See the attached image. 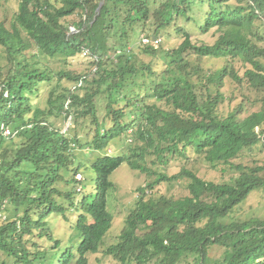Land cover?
<instances>
[{"label":"trees","instance_id":"1","mask_svg":"<svg viewBox=\"0 0 264 264\" xmlns=\"http://www.w3.org/2000/svg\"><path fill=\"white\" fill-rule=\"evenodd\" d=\"M194 1L165 0L152 10L150 0H20L11 26L0 21V45L6 59L4 66L0 63V205L7 198L15 211L0 223V250L8 257L14 255L17 263L26 264L34 255L43 258L47 253L45 249L31 253L25 234L41 225L50 210L47 205L61 210L55 204V196L61 195L56 184L64 179L61 171L66 170L63 163L71 157L67 153L70 142L82 145L81 139L68 138L66 130L64 134L47 121L58 109L67 118L71 114L76 119L92 117L96 130L91 145L98 151L132 127L126 152L102 154L92 163L96 194L92 200L84 197L79 205L77 226L83 238L75 264H89L87 254L99 251L113 227L108 208L113 185L110 176L124 162L134 169L150 171L155 179L141 188L137 205L126 217L117 241L106 249L120 264H149L154 259V264H264V220L221 222L251 191L264 187V174H260L264 166L232 163L243 150L264 145V45L259 44L264 42V0H213L203 25L205 33L217 28L218 38L213 44L196 42L190 32L179 28L182 42L164 53L168 65L181 73L169 80L157 81V70L142 58L141 62L134 60L133 56L140 54L126 48L139 36L136 26H147L153 16L155 28L141 29L144 33L137 47L140 53L155 55L156 47L151 46L152 41L144 43L143 37L153 40V34L167 29L174 16L178 19L185 15ZM74 15L79 20L70 21L68 17ZM111 36L119 38L113 45V57ZM76 54L92 60L85 73L67 69L57 73L41 60ZM193 56L221 57L225 63L208 76V85L200 86L189 75L191 71L182 73ZM230 57L242 60L245 66L242 76L233 70V77L263 94L262 109L244 118L239 117L240 109L228 113L220 110V86L228 74ZM54 75L73 83L51 93L46 113L30 102L28 94ZM147 84L152 96L170 103L168 109L157 101L141 103L139 97ZM209 84L218 88L216 94ZM4 91H8L7 97ZM99 97L105 100L103 121L97 115ZM129 106L135 108L130 120L125 111ZM31 111L33 114L27 115ZM107 118L111 125L106 123ZM8 139L13 146L3 150ZM189 153L202 155L212 166H234L240 175L233 182L217 184L185 167L172 176L158 170L159 163H167L169 155ZM1 168L11 173L6 175ZM180 177L190 179L189 195L174 198L158 192L156 185L161 181ZM203 191L214 195V200L203 199ZM23 205L27 208L22 214ZM72 258L67 251L56 264H71ZM46 259L44 263L50 264Z\"/></svg>","mask_w":264,"mask_h":264},{"label":"rangeland","instance_id":"2","mask_svg":"<svg viewBox=\"0 0 264 264\" xmlns=\"http://www.w3.org/2000/svg\"><path fill=\"white\" fill-rule=\"evenodd\" d=\"M165 0H150L152 10L157 9ZM213 0H195L191 6L187 7L185 15L174 18L168 25L167 29L152 35L153 40L151 46L156 47V54L149 55L140 53L139 46L141 44L140 37L144 32H141L144 27L148 30L155 28V19L151 16L147 21V26H136V30L139 32L134 40L128 43L129 50H137L139 55H134L133 59H142L147 63H150L159 76L156 78L159 80H169L176 75H180V69L174 66L168 65L165 60V50L172 49L178 46L182 40V33L178 31L179 28H183L193 35L194 40L197 42L202 40L204 42L213 44L217 38L216 27L210 29L208 33L204 32L205 16L210 11V4ZM20 0H0V21L5 22L7 26H11L13 17L18 12ZM234 4V2H231ZM215 4V3H214ZM245 4V2H243ZM72 19H78V15L68 17ZM260 24L258 23L256 27ZM119 43L118 36H111L109 39V45L111 46V55L115 56L114 44ZM260 45H264V42H259ZM120 48L118 49V51ZM120 54V52H118ZM123 54V53H122ZM138 56V57H137ZM0 63L4 66L6 64L5 53L2 52L0 45ZM142 58V59H141ZM189 66H183L182 73H189L191 78L200 86L206 84L208 76L220 70L225 63V60L221 57H205L199 59L193 56ZM41 60L47 61L50 68L55 72H59L61 69H67L72 72L85 73L90 69L91 62L81 54H76L69 58L62 55H56L53 57H41ZM231 63L228 69V74L223 78L220 90L223 98L220 100V110L223 113L240 109V118H244L253 112H258L262 109L263 94L261 91L251 88L247 83L241 82L233 77L232 71L234 70L237 74L243 75L245 66L243 61L230 57ZM92 61V60H91ZM139 63V62H138ZM166 66V67H165ZM6 72L7 68H3ZM73 82L68 78H60L58 75H54L50 81H43L37 84V90L33 93H29L30 102L37 104L40 109L48 113L50 109L49 98L52 92L61 91V86L69 87ZM210 87L215 85L209 84ZM149 87L147 84L146 88L143 87V95L139 97L142 104H151L157 101L163 108L168 109L170 103H167L165 99H158L151 95V90H146ZM213 94L218 91L217 87H213L210 90ZM98 117L100 121L105 118V100L101 97L98 98ZM137 103V101H135ZM30 103V104H31ZM138 105V104H137ZM241 106V108H239ZM135 108L127 107L125 111L130 116L133 115L132 110ZM31 111L27 115H32ZM50 117H47V121L53 125L56 129H60L62 133L66 130V136L68 138L78 137L81 139L82 145L70 142V151L67 152L69 157L63 164L66 170H62L61 174L64 179L59 181L56 185L60 190L61 195L55 196L56 205L61 207V210L55 211L56 207L47 205L50 209L41 220V225L35 227L32 233L25 234L27 241L26 247L33 253L39 249H45L47 253L42 258L41 256L34 255L32 261H26V264H46L44 259L50 264L58 263L63 253L70 251L73 254L72 263L75 264L77 258V249L82 241V232L77 226V219L80 215L81 208L79 207L84 197L92 200L96 194L95 185V173L92 169V163L94 160L102 154H114L119 155L126 152L127 143H129L130 128L125 135L113 138L103 151L96 150L91 145V138L96 130V125L92 122V117L87 116L85 119H76V116L71 114L70 117H66L65 113L58 112V109L52 111ZM74 116V117H73ZM134 117V116H132ZM70 122V126L69 123ZM106 123L111 125L110 120L107 118ZM104 130V129H102ZM134 139V137H132ZM17 140V138H16ZM91 145V146H90ZM7 147H12L13 142L6 140L4 142L3 150ZM3 160V158H2ZM2 163V162H1ZM0 163V164H1ZM234 165L241 164L248 167L264 166V145L262 143L243 150L236 158L232 160ZM27 168L26 165H23ZM188 168L194 170L199 177L205 181H211L217 184H224L233 182L240 175V171L235 169L234 166L229 164L219 163L217 166H212L202 155L189 153L188 156L173 154L168 156V162L163 164L159 163V171H162L165 175L172 176L181 172L182 168ZM2 172L6 175L11 172L6 169H2ZM75 178H74V174ZM264 174L263 172L260 173ZM113 182L112 187L108 193V208L110 213L113 215V227L106 236L103 245L96 253H88L89 264H120V261L113 255L107 254L106 249L109 245L115 243L119 237V232L124 224V221L128 214L136 207L141 195V188L144 187L146 182L150 179L154 180L150 171L144 172L143 170L134 169L127 162H124L111 176ZM190 179L187 177H180L179 179L172 181H161L158 186V192L164 193L166 196H172L174 198H180L189 195L188 185ZM70 192L67 197L66 194ZM63 193V194H62ZM201 197L207 201H213L214 195L211 193L202 192ZM7 200V199H6ZM12 203L6 205L2 209L0 215V223L3 222L5 216L9 214V217L15 215V211L12 209ZM1 208V205H0ZM27 207L23 205L21 207V213ZM46 209V208H44ZM34 210V208H33ZM7 214V215H6ZM251 220H264V187H259L250 192L245 201L239 204L229 216L221 219L222 223L231 224L233 222H247ZM214 248L217 245L213 246ZM215 251V250H214ZM16 256L8 257L4 250H0V264L5 259L7 264H25L24 262L17 263ZM155 259L149 264H154Z\"/></svg>","mask_w":264,"mask_h":264},{"label":"built area","instance_id":"3","mask_svg":"<svg viewBox=\"0 0 264 264\" xmlns=\"http://www.w3.org/2000/svg\"><path fill=\"white\" fill-rule=\"evenodd\" d=\"M152 40H150L149 38H147V37H143V42L144 43H150ZM2 94V91H1V88H0V95ZM9 95V93H8V91H4V93H3V96L4 97H7ZM5 133L6 134H8V133H10V130H5ZM2 162V158L0 157V163ZM7 202V200L5 199V201H4V203H6Z\"/></svg>","mask_w":264,"mask_h":264},{"label":"clouds","instance_id":"4","mask_svg":"<svg viewBox=\"0 0 264 264\" xmlns=\"http://www.w3.org/2000/svg\"><path fill=\"white\" fill-rule=\"evenodd\" d=\"M7 199V198H6ZM5 201V200H4ZM7 201H8V199H7ZM2 205H6V203H3V204H1V208H0V215H1V213H2V209H3V207H2Z\"/></svg>","mask_w":264,"mask_h":264},{"label":"bare ground","instance_id":"5","mask_svg":"<svg viewBox=\"0 0 264 264\" xmlns=\"http://www.w3.org/2000/svg\"><path fill=\"white\" fill-rule=\"evenodd\" d=\"M10 104V103H9Z\"/></svg>","mask_w":264,"mask_h":264},{"label":"water","instance_id":"6","mask_svg":"<svg viewBox=\"0 0 264 264\" xmlns=\"http://www.w3.org/2000/svg\"><path fill=\"white\" fill-rule=\"evenodd\" d=\"M100 9V8H99Z\"/></svg>","mask_w":264,"mask_h":264}]
</instances>
